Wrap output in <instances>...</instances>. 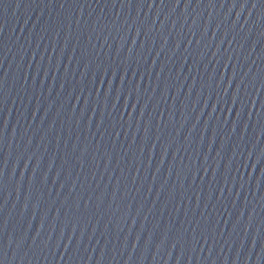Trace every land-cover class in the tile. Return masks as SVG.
I'll use <instances>...</instances> for the list:
<instances>
[{
	"label": "water",
	"instance_id": "95a60500",
	"mask_svg": "<svg viewBox=\"0 0 264 264\" xmlns=\"http://www.w3.org/2000/svg\"><path fill=\"white\" fill-rule=\"evenodd\" d=\"M0 264H264V0H0Z\"/></svg>",
	"mask_w": 264,
	"mask_h": 264
}]
</instances>
